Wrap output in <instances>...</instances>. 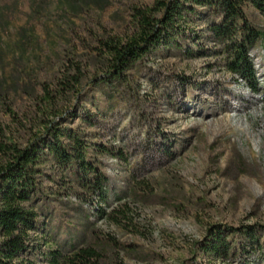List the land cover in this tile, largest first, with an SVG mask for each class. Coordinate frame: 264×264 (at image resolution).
I'll list each match as a JSON object with an SVG mask.
<instances>
[{
    "label": "rangeland",
    "instance_id": "1",
    "mask_svg": "<svg viewBox=\"0 0 264 264\" xmlns=\"http://www.w3.org/2000/svg\"><path fill=\"white\" fill-rule=\"evenodd\" d=\"M153 3L0 0V127L10 137L0 143L24 147L53 111L65 112L105 177L102 200L54 161L41 166L36 264L81 239L101 249L104 264H264V35L250 51L255 90L227 71L196 16L194 41L154 49L122 82L91 84L108 68L100 41L126 39L136 9ZM247 15L264 34V14L247 7ZM68 71L83 84L78 92L61 84ZM248 228L256 249L202 253L215 232L233 241L236 231L238 247Z\"/></svg>",
    "mask_w": 264,
    "mask_h": 264
},
{
    "label": "trees",
    "instance_id": "2",
    "mask_svg": "<svg viewBox=\"0 0 264 264\" xmlns=\"http://www.w3.org/2000/svg\"><path fill=\"white\" fill-rule=\"evenodd\" d=\"M247 7L264 14V0H154L152 7L136 9L135 31L126 39L100 41L102 52L97 58L106 61L108 68L90 83L96 80L105 85L110 80L122 82L125 73L154 49L178 46L179 38L190 34L194 41L198 35L190 28V17L196 16L206 20V36L215 44L212 51L223 55L227 71L248 80L250 88L255 90L257 81L250 51L264 34L249 19ZM64 78L61 84H67L66 92H78L80 85L83 87L70 71ZM219 101L223 102V98ZM80 111L85 113L81 108L71 117ZM68 118L65 112L53 111L43 121L42 131L24 147L12 140L0 143V152L4 155L0 161V264H36L30 252L32 234L40 230V213L32 200L45 194L40 179L41 166L48 160L67 169L80 186L105 199V177L91 160L88 143L78 130L65 125ZM82 118L88 125H94L91 119L84 115ZM0 135L10 139L1 127ZM230 233L233 241L219 232L212 234L202 253L225 259L260 245L254 229L242 231L245 242H240L238 247L235 242L240 234ZM82 241L73 243L66 251L51 250L50 263L104 264L101 249L84 245Z\"/></svg>",
    "mask_w": 264,
    "mask_h": 264
}]
</instances>
